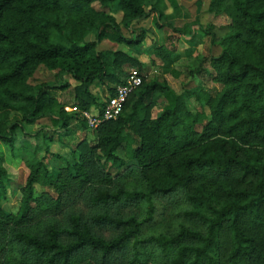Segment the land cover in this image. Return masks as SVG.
<instances>
[{
  "label": "trees",
  "instance_id": "trees-1",
  "mask_svg": "<svg viewBox=\"0 0 264 264\" xmlns=\"http://www.w3.org/2000/svg\"><path fill=\"white\" fill-rule=\"evenodd\" d=\"M177 10L165 0H0V145L28 170L16 213L0 205V264H264V0H210L208 13L229 20L220 39L198 20L174 29L193 39L198 27L220 49L188 72L216 88L176 93L147 80L130 52L99 50L139 48L147 31L132 24L152 17L163 28ZM152 53L165 72L178 59L162 44ZM40 66L77 83L75 111L55 93L68 83H30ZM125 68L142 83L123 112L52 169L53 138L27 127L49 118L58 137L75 122L89 130L82 113L103 107L91 88L107 86L106 100ZM39 135L45 149H28ZM4 161L0 150V199Z\"/></svg>",
  "mask_w": 264,
  "mask_h": 264
},
{
  "label": "rangeland",
  "instance_id": "rangeland-1",
  "mask_svg": "<svg viewBox=\"0 0 264 264\" xmlns=\"http://www.w3.org/2000/svg\"><path fill=\"white\" fill-rule=\"evenodd\" d=\"M153 2V0H149ZM166 2H173L174 6L178 8L177 12L172 15L165 16L158 21L159 26L164 25L163 28H159L155 25L152 17L145 20L136 21L132 24V29H143L147 31V38L139 48H128L126 46H120L108 41H103L99 45V50H113L130 52L133 56L137 57L142 63L145 64L146 69L142 74L147 76V80L151 79H164L168 85L176 92L180 93L182 90H196L202 84L208 88H216L212 82H208L201 76H190L188 72L197 67L201 58H207L210 55H217L220 51L218 47L211 44L209 37H204L199 31L198 27L194 28L193 39L182 36L180 33L175 32L174 29L181 28L189 22L198 20V23L202 27L213 25L212 32L217 39H220L227 32V25L229 20L225 16L215 17L208 13V6L210 0H165ZM95 7L98 8L96 5ZM172 10L168 5L166 14H171ZM119 19V16L117 17ZM125 36H129V32L123 30ZM93 35L88 36L87 40H92ZM153 44H162L168 50L173 49L177 60L173 65L165 72L163 68V62L155 54L152 53ZM204 68L208 69L207 65ZM135 68H125V71L129 72ZM137 70V69H136ZM177 74V77H176ZM204 82L206 84H204ZM31 84L50 83L54 86L68 83L69 89L65 91L56 90L55 93L60 97L61 103L65 105L64 110L67 113L72 112L73 97L71 90L77 85L68 76H63L57 72H50L44 67L40 66L33 78L30 80ZM92 93L99 103H104L106 96L109 94L107 86H94L91 88ZM189 108L192 111L200 110L199 106L193 100L189 101ZM97 107H92L89 111L95 113ZM159 109L153 111V115L159 113ZM74 130L69 135H64V131H61L62 137H58L53 132L50 119L44 118L31 126L27 127V132H37L40 128H47V134L53 138L52 143L48 147L50 155L47 157L46 162L52 166V169L57 168L62 164L60 159L55 158V155L60 157H68L70 151L74 146L82 140V138H91V130H84L76 122L72 125ZM42 135L38 136V140L34 138H27L28 149L32 150L36 145L41 146ZM42 149L45 147L41 146ZM0 150L4 154V167L8 172V179L4 181L5 194L0 199V205L7 213H16L19 201H20V189L25 183L28 175V170L24 164V156L22 158L13 159L9 151L0 145ZM53 154V155H51Z\"/></svg>",
  "mask_w": 264,
  "mask_h": 264
},
{
  "label": "built area",
  "instance_id": "built-area-1",
  "mask_svg": "<svg viewBox=\"0 0 264 264\" xmlns=\"http://www.w3.org/2000/svg\"><path fill=\"white\" fill-rule=\"evenodd\" d=\"M142 83V75L136 69H131L124 79V83L114 89V94L107 97L103 103L101 113L84 111L82 116L87 122L88 128L94 130L103 121L116 119L124 109L130 94L135 91ZM72 108V111H75Z\"/></svg>",
  "mask_w": 264,
  "mask_h": 264
}]
</instances>
